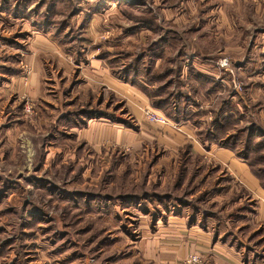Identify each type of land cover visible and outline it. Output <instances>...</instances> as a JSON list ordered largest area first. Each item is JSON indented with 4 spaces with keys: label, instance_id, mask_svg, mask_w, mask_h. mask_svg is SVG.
<instances>
[{
    "label": "rangeland",
    "instance_id": "1",
    "mask_svg": "<svg viewBox=\"0 0 264 264\" xmlns=\"http://www.w3.org/2000/svg\"><path fill=\"white\" fill-rule=\"evenodd\" d=\"M259 194L264 0H0V264H243L184 227L211 213L264 264Z\"/></svg>",
    "mask_w": 264,
    "mask_h": 264
},
{
    "label": "crops",
    "instance_id": "2",
    "mask_svg": "<svg viewBox=\"0 0 264 264\" xmlns=\"http://www.w3.org/2000/svg\"><path fill=\"white\" fill-rule=\"evenodd\" d=\"M48 37H45V42H48L47 40H50L51 37L50 34L47 35ZM55 37V36H54ZM56 38V37H55ZM51 45V44H50ZM81 119V118H80ZM81 122H85L84 118H82ZM93 122V121H92ZM94 126V125H93ZM92 126V130L89 131V135H87L86 137H89L90 139H95L97 138L98 139V136L97 134H95L96 131V126L93 127ZM96 135V136H95ZM97 142V141H95ZM202 144V143H201ZM205 146V149L208 151V148H206V145L209 146L210 144L208 142H205L204 144H202V146ZM203 146V147H204ZM211 146V145H210ZM218 147V146H217ZM181 148V147H179ZM219 154L217 155L218 157H222L221 158V161L223 163H226V165H228V167L233 170L234 172H236V174L240 177V180L241 182L245 185V186H249L250 188H253L254 190L258 191L259 190V186H258V180L256 177L253 176V174L251 173L249 167L247 166L246 162L244 160H242L240 157H237L230 149L228 148H224L221 150H219ZM227 178V177H226ZM210 179V178H209ZM223 180V179H221ZM260 185V184H259ZM219 187H221V191L220 192H215L216 190H214L213 194L211 192H209V194H207V197H206V201H210L208 200V196L211 195L210 197H213L212 202H217L216 200H218L217 198H223V200L225 199H230L231 198V194L229 193L230 189H228L227 185L225 187V185L222 183ZM219 190V189H218ZM260 192V191H259ZM230 195V196H229ZM260 195V194H259ZM261 196V195H260ZM262 198V201H264V197L261 196ZM216 199V200H215ZM218 203V202H217ZM229 201H227L225 203L228 204ZM216 204V203H215ZM224 209H226L224 207ZM225 212V211H224ZM182 215H184V211L182 212ZM224 215H216V214H210V215H205V216H202V219L199 218L198 219V215H194L193 217L195 218V220L193 221V223L190 224V226L188 225V223H186V226H184V223H180L181 226H184L185 228L187 229H193L195 227H200L204 232L202 236L203 238V241H204V244L202 246H212V247H219L222 249V251H225L226 254L230 255V256H233V254H235V257L234 259L239 261L241 260L244 264V260H243V251L240 250L238 247H237V242H234V240L231 238L232 237V234L229 235V237L231 238H228V236H226V233H229V231L227 230L225 232L224 235H220L221 232L219 230V226L217 224H220L219 223V219H222ZM248 216V215H247ZM170 218V217H169ZM191 218V217H190ZM189 218V219H190ZM214 219V221H216L217 219V224L215 225H212V228L209 227V220L210 219ZM244 218L243 217V221H244ZM247 220L249 219V217H246ZM236 219V218H234ZM250 222V221H249ZM248 222V224H250ZM190 223V222H189ZM216 223V222H215ZM238 223V222H237ZM226 225V224H225ZM227 226V225H226ZM227 228V227H226ZM210 233V234H209ZM197 239L200 241V236L197 237ZM221 243V244H219ZM224 254V253H222ZM239 255L241 256V258L239 257ZM225 258L227 257L225 254L223 255ZM226 263L223 259H220L219 260V264H224Z\"/></svg>",
    "mask_w": 264,
    "mask_h": 264
},
{
    "label": "trees",
    "instance_id": "3",
    "mask_svg": "<svg viewBox=\"0 0 264 264\" xmlns=\"http://www.w3.org/2000/svg\"><path fill=\"white\" fill-rule=\"evenodd\" d=\"M170 99H168V98H166V99H164L163 101H159V102H157V104L158 105H160V108L161 109H167L169 106H170ZM164 106H166V107H164ZM230 118V117H229ZM229 118H227V120L229 119ZM126 125H128L129 126V124L127 123ZM133 128V127H132ZM228 127L225 125V122L223 123V122H219L218 120H215L214 122H213V130L210 132H207L206 134H205V141L204 142H208L210 145H218V144H220V145H223L222 147H224V146H228L229 145V142H230V140L232 139H235V137H233V136H228L230 139H229V141H228V143L227 142H223L226 138V136L228 135V129H227ZM224 135V136H223ZM222 141V142H221ZM234 146V145H233ZM230 147V146H229ZM227 148V147H226ZM235 151V150H234ZM240 158H242L241 156H239ZM245 160H247L248 161V164H249V169H250V171H251V173L253 174V176L254 177H256L259 181H260V178H258V175L256 174V172H255V169H254V166L253 165H251L250 164V162H249V158L248 157H243ZM191 219H195L193 216L191 217ZM234 238V236L232 237V239ZM234 240H238V238L237 239H234ZM239 244V243H238ZM237 247L240 249V250H242V246H240V244L239 245H237ZM245 255V254H244ZM243 255V256H244Z\"/></svg>",
    "mask_w": 264,
    "mask_h": 264
},
{
    "label": "built area",
    "instance_id": "4",
    "mask_svg": "<svg viewBox=\"0 0 264 264\" xmlns=\"http://www.w3.org/2000/svg\"><path fill=\"white\" fill-rule=\"evenodd\" d=\"M150 118H151L152 121H155V122H159V123L163 122V118L162 117L151 115ZM198 261H199V258L197 256H191L186 261V264H196Z\"/></svg>",
    "mask_w": 264,
    "mask_h": 264
}]
</instances>
